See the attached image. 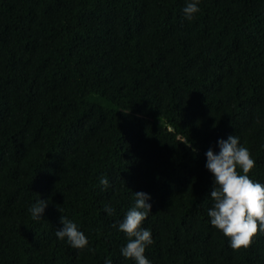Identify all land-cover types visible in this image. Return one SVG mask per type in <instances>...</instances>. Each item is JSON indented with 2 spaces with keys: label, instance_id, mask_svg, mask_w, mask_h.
I'll return each instance as SVG.
<instances>
[{
  "label": "trees",
  "instance_id": "obj_1",
  "mask_svg": "<svg viewBox=\"0 0 264 264\" xmlns=\"http://www.w3.org/2000/svg\"><path fill=\"white\" fill-rule=\"evenodd\" d=\"M187 3L0 0V264H135V192L151 264H264V233L236 251L210 224L206 168L237 136L264 184V0H200L191 21ZM62 215L87 247L55 235Z\"/></svg>",
  "mask_w": 264,
  "mask_h": 264
},
{
  "label": "clouds",
  "instance_id": "obj_2",
  "mask_svg": "<svg viewBox=\"0 0 264 264\" xmlns=\"http://www.w3.org/2000/svg\"><path fill=\"white\" fill-rule=\"evenodd\" d=\"M200 0H188L183 9L185 18L191 21L200 11ZM219 154L212 150L206 152V168L213 174L214 189L211 198L214 205L208 210L210 224L220 230L230 240L233 250L249 248L254 237L264 233V184L250 178V173L255 167V160L250 151L241 146L237 136H229L227 140H219ZM239 170V171H238ZM100 184L109 187V181L101 177ZM151 197L144 192H135V203L126 212L119 231L128 239L126 246L121 249V254L127 259H132L135 264H151L146 257L147 246L153 243L150 229L142 227L143 222L151 212L152 205L148 203ZM47 201L40 200L29 211L33 219L42 217ZM105 211L112 215L114 209L111 205ZM62 229H57L55 235L60 240H67L74 249H84L89 241L86 235L78 229L75 222L62 215ZM105 264H112L111 259Z\"/></svg>",
  "mask_w": 264,
  "mask_h": 264
}]
</instances>
